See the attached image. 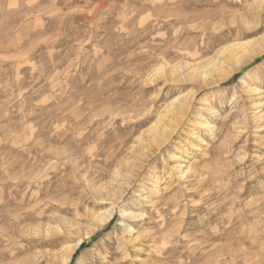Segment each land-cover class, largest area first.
Here are the masks:
<instances>
[{
  "label": "rangeland",
  "instance_id": "1",
  "mask_svg": "<svg viewBox=\"0 0 264 264\" xmlns=\"http://www.w3.org/2000/svg\"><path fill=\"white\" fill-rule=\"evenodd\" d=\"M0 264H264V0H0Z\"/></svg>",
  "mask_w": 264,
  "mask_h": 264
},
{
  "label": "bare ground",
  "instance_id": "2",
  "mask_svg": "<svg viewBox=\"0 0 264 264\" xmlns=\"http://www.w3.org/2000/svg\"><path fill=\"white\" fill-rule=\"evenodd\" d=\"M242 44H236V48H238L239 46H241ZM249 45V44H248ZM242 47V50L244 51V53L246 54H249L250 53V51L251 50H249L248 49V46H241ZM244 48V49H243ZM233 50H235V49H233ZM229 51V50H228ZM232 52V51H231ZM237 56V55H236ZM239 62H241L240 60H239ZM213 71V70H212ZM154 72V71H153ZM159 72V71H158ZM202 73L203 74H205V75H208L209 73H211V70L209 69V70H207V69H205V70H203L202 71ZM197 74V73H196ZM181 105H183V104H181ZM177 110V109H176ZM183 110V109H182ZM180 114H182V112L180 113ZM178 116V115H177ZM100 218V217H99ZM103 218V217H102ZM102 218H101V221H100V219H99V221L100 222H103V220H102ZM104 219V218H103ZM100 225V224H99ZM81 242L79 241V242H76V244L74 245V246H71L69 249H68V254L70 253V254H72L73 253V251H74V249L80 244ZM79 247V246H78ZM67 254V256L64 258V261L63 262H65V263H68V261L70 260V256ZM222 256V255H221Z\"/></svg>",
  "mask_w": 264,
  "mask_h": 264
},
{
  "label": "trees",
  "instance_id": "3",
  "mask_svg": "<svg viewBox=\"0 0 264 264\" xmlns=\"http://www.w3.org/2000/svg\"><path fill=\"white\" fill-rule=\"evenodd\" d=\"M82 246H84V244H82Z\"/></svg>",
  "mask_w": 264,
  "mask_h": 264
}]
</instances>
